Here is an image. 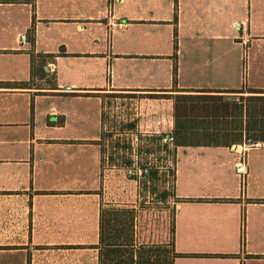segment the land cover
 <instances>
[{
  "label": "crops",
  "instance_id": "crops-1",
  "mask_svg": "<svg viewBox=\"0 0 264 264\" xmlns=\"http://www.w3.org/2000/svg\"><path fill=\"white\" fill-rule=\"evenodd\" d=\"M231 42L249 46L244 66ZM174 71L187 94L220 91L211 94L231 102L243 86L264 89V0H0V264H104L101 209L131 210L141 243L130 176L142 159L131 154L128 169L109 160L105 104L175 95ZM136 104L140 138L171 133L172 99ZM256 144L178 146L167 160L173 264H264Z\"/></svg>",
  "mask_w": 264,
  "mask_h": 264
},
{
  "label": "trees",
  "instance_id": "trees-1",
  "mask_svg": "<svg viewBox=\"0 0 264 264\" xmlns=\"http://www.w3.org/2000/svg\"><path fill=\"white\" fill-rule=\"evenodd\" d=\"M32 32V30H30ZM176 46L174 45V48ZM169 92H176L175 95L154 94L152 99H172L174 127L170 134H159L151 136L150 140L155 145L149 146L145 152L153 153L164 150L169 163L174 162L175 149L178 146H217L231 144H256L264 143V89H251L245 86L239 90L231 91L236 97L231 102L225 100L222 95H215L220 91L200 90L199 94H187L186 90L176 87L175 71L172 80V88ZM231 107V111H229ZM231 117V121L228 118ZM135 130L134 121L121 124L122 134L133 133ZM138 137V136H137ZM164 139L169 142L161 143ZM171 143V146H169ZM119 144L115 143L116 148ZM154 146V148H152ZM151 147V149H150ZM125 154L118 157V160L125 169L131 168V152L126 153L128 147L122 145ZM130 150V147H129ZM140 148L137 149V154ZM111 162L116 159L109 157ZM140 176L131 175L130 178L137 179L141 185L150 180L155 182V187L147 189L149 194L155 195L158 200L166 202L173 199L177 202L173 192L174 169L169 167L161 172L157 166L147 167V163L140 165L137 159ZM167 177V178H166ZM170 178V179H168ZM163 179V187L159 186ZM174 213L173 209L171 223V238L174 234ZM134 213L129 209L102 210L100 213V237L99 245L105 251L103 253L104 264H173L174 258L179 255L171 251L159 249L151 251L143 244H139L134 238ZM154 255V259L152 256ZM161 257V259H160ZM102 264V259H101Z\"/></svg>",
  "mask_w": 264,
  "mask_h": 264
},
{
  "label": "rangeland",
  "instance_id": "rangeland-1",
  "mask_svg": "<svg viewBox=\"0 0 264 264\" xmlns=\"http://www.w3.org/2000/svg\"><path fill=\"white\" fill-rule=\"evenodd\" d=\"M233 52H236V56L240 59V65L244 66L247 61H249V56L251 55L249 46L241 49L240 46H234L231 42V55L234 54ZM244 77L245 76L243 75V79ZM231 96H227V98L230 100L236 98ZM142 97H150V95H111L107 97L105 104L106 108L104 111L106 117V130L104 135H107V137L104 138L105 153H107V157L111 154H113V158L119 157L120 155L125 154V151L122 150V145H125V147H128L126 153L129 154L131 152L134 156L137 154V149L140 148V153L137 154L142 159L140 165H144L150 161L149 167L156 165L159 168L161 167V172H165L168 171L169 160L167 161L168 155L164 150L161 149L158 152L156 151V153L154 151L150 156V160L146 161L143 159L145 156V149L151 145H155L154 142L151 140H149L150 142L146 140L144 141V138H140L135 130L133 133L126 135L122 134L121 131V124L129 121H137L135 118V114L137 113L136 102L139 99H142ZM123 121L124 123H122ZM115 143L119 144L118 148L114 147ZM161 143L163 144L164 142ZM152 148H154V146H152ZM164 165L167 166V169L164 168ZM135 168L139 169L137 165H135ZM158 184L160 187H163V179H161ZM155 185L156 183H151L150 180L146 181L144 186L139 183V217L136 223V236L146 249H150L151 251H158L159 249L169 251L171 249L170 229L174 200L170 198L166 202H162L161 200H158L155 195L149 194L147 189H151V187H155ZM124 189H127V187L125 186Z\"/></svg>",
  "mask_w": 264,
  "mask_h": 264
},
{
  "label": "built area",
  "instance_id": "built-area-1",
  "mask_svg": "<svg viewBox=\"0 0 264 264\" xmlns=\"http://www.w3.org/2000/svg\"><path fill=\"white\" fill-rule=\"evenodd\" d=\"M255 145H259V144H255ZM250 146H254V145H250ZM241 167H240V174L244 175L245 174V163L243 161H241Z\"/></svg>",
  "mask_w": 264,
  "mask_h": 264
}]
</instances>
